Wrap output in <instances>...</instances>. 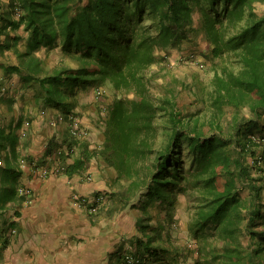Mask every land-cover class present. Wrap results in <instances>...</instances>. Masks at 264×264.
I'll use <instances>...</instances> for the list:
<instances>
[{
  "label": "trees",
  "instance_id": "16d2710c",
  "mask_svg": "<svg viewBox=\"0 0 264 264\" xmlns=\"http://www.w3.org/2000/svg\"><path fill=\"white\" fill-rule=\"evenodd\" d=\"M198 38L215 63L203 121L155 98L146 74ZM104 84L115 95L103 144L84 141L81 155L63 149L60 158L68 175L98 155L116 172L111 195L136 211L139 232L120 264L127 253L142 264H264V0H0V256L16 228L9 207L18 213L24 201L20 161L33 160L19 149L24 131L36 122L46 129V118L61 134L49 140L46 163L73 141L71 117L89 107L82 93ZM160 111L172 133L154 149ZM182 195L187 251L175 236Z\"/></svg>",
  "mask_w": 264,
  "mask_h": 264
},
{
  "label": "crops",
  "instance_id": "0c3cea01",
  "mask_svg": "<svg viewBox=\"0 0 264 264\" xmlns=\"http://www.w3.org/2000/svg\"><path fill=\"white\" fill-rule=\"evenodd\" d=\"M17 80L15 77L13 81ZM48 127L37 125L24 131L26 140L19 147L22 155L41 161L49 140L54 137L61 141V134H53ZM85 143L94 149L91 131ZM20 162L21 183L33 189V196L18 205V213L15 204L9 207L6 218L15 222L17 232L10 234L0 264H120L123 252L134 249L132 239L139 234L136 211L123 206L115 196L110 202L107 199L96 215L73 203L72 194L89 195L103 188V160L93 156L73 175L61 173L48 178L38 176L29 162ZM87 174L93 176L92 180ZM149 264L155 263L150 260Z\"/></svg>",
  "mask_w": 264,
  "mask_h": 264
},
{
  "label": "rangeland",
  "instance_id": "374dc122",
  "mask_svg": "<svg viewBox=\"0 0 264 264\" xmlns=\"http://www.w3.org/2000/svg\"><path fill=\"white\" fill-rule=\"evenodd\" d=\"M259 11L261 12L262 8H259ZM206 52L207 43L203 39L198 38L192 42H185L179 48L172 50L166 61L156 63L146 70V74L151 81L150 87L152 95L157 99L161 97L175 99L177 102L176 107L185 119L200 117L201 121H203V119L210 114L209 100L212 90L211 81L214 76L215 63L206 57ZM53 58L55 60L59 59L60 54L58 52H53ZM202 63L204 64L203 66L201 65ZM5 82H7V80H5ZM14 83L16 82L11 80V84ZM103 86V93L97 97L98 101L102 104L101 106H98V101L94 97L96 91L100 89V87L96 85L87 92L82 93L81 103H88L87 105L89 107H80L78 110L81 121L89 128L91 135L95 137V141L99 143V145H102L104 141V127L106 125L105 114L107 115L108 113L104 112V107H107V109L109 108L115 95L112 87L108 84H104ZM226 114L230 115L231 110H226ZM36 118L37 115L35 114V117L31 118V120H35ZM43 121L44 125L47 121L46 118ZM35 122L36 121L33 123ZM35 124L38 125L37 122ZM46 124L48 129V122H46ZM155 125L154 138L152 139L153 147L154 149L163 148L170 140L173 125L167 113L163 111L159 112V116L155 120ZM95 158L103 160L100 155L95 156ZM149 163L150 158L144 161V164ZM101 169L104 170L102 174L104 185L99 192L104 193L110 202L113 198L111 195L112 192L118 191L119 188L118 182H113L116 179V172L106 165L102 166ZM176 217L178 218V229L176 228L177 234H175L176 240L178 241L179 236L185 239V241L179 240L177 243L181 246L182 250L187 251L188 247L186 242L188 240V233L186 225L189 219V200L187 196H181ZM155 222L157 221L155 220ZM186 263L192 264L190 258ZM186 263L184 262L183 264Z\"/></svg>",
  "mask_w": 264,
  "mask_h": 264
},
{
  "label": "built area",
  "instance_id": "2783aa9c",
  "mask_svg": "<svg viewBox=\"0 0 264 264\" xmlns=\"http://www.w3.org/2000/svg\"><path fill=\"white\" fill-rule=\"evenodd\" d=\"M103 91L98 89L96 91L97 95H101ZM63 116H60L62 119ZM30 122L27 121L25 125H29ZM70 134L73 137V141L70 143L69 147L61 148L56 151L54 154H50L47 158L46 163H42L38 160H32L28 164L30 168L37 173L38 176L42 178H48L50 176L59 175L65 172V164L61 160V156L65 155V151L68 154L77 153L82 142L87 140L90 130L82 124V121L78 115L71 117L70 123ZM65 149V151H63ZM87 179L92 180L93 176L87 174ZM19 194L24 197L25 201H30L33 196V189L28 185L19 186ZM73 203L74 205L86 208L91 214H98L107 203V196L99 191L92 192L89 195H81L79 193L73 194ZM17 229L13 228L12 233H16ZM122 264H142L141 259L135 257L131 253L125 254V257L122 261Z\"/></svg>",
  "mask_w": 264,
  "mask_h": 264
}]
</instances>
